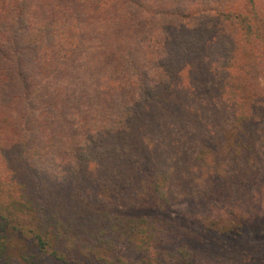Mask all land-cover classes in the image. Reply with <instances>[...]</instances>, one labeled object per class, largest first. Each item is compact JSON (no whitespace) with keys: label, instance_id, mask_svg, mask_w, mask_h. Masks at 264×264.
Instances as JSON below:
<instances>
[{"label":"trees","instance_id":"obj_1","mask_svg":"<svg viewBox=\"0 0 264 264\" xmlns=\"http://www.w3.org/2000/svg\"><path fill=\"white\" fill-rule=\"evenodd\" d=\"M244 64L264 71V0H0V264H129L118 243L196 264L188 226L88 191L205 213L243 196L264 178ZM208 230L225 264H264Z\"/></svg>","mask_w":264,"mask_h":264},{"label":"rangeland","instance_id":"obj_2","mask_svg":"<svg viewBox=\"0 0 264 264\" xmlns=\"http://www.w3.org/2000/svg\"><path fill=\"white\" fill-rule=\"evenodd\" d=\"M192 66L193 70H188V82L195 74L197 67L200 69L202 67H210L209 57L206 56ZM244 70L246 83L250 86L251 90L257 92L256 97L249 101L250 109L257 115L252 123L247 124L257 125L259 123L264 127V71L251 64H244ZM195 86L194 90H196ZM206 88L210 90L211 85L207 83ZM218 106L223 107L221 105ZM211 115V110H209L208 117H211ZM137 167L142 174L148 175L147 170L143 166L137 165ZM120 186L125 189L130 187L128 185ZM241 190L245 192L243 196H239V199L231 195H224L222 203L210 202L211 208L207 213L192 206L189 201H182L176 204H161V206H158L144 199H136L129 196H107L96 190L88 191V196L91 201L121 213H155L158 216L171 218L179 222L181 226L183 223L188 226V232L190 233L188 247L196 253V264H205V262L225 264L226 260L221 259L224 253L220 252L224 250H221L216 243L219 241L226 242L228 235L222 234L225 237L223 238L215 231L210 232L208 230L209 228L231 229L236 226L237 231L233 233L236 236L238 234L237 238L240 237L244 241H250L256 244L258 247L257 250L264 251L262 248L264 247V178L256 177V182L252 184L251 188L244 186ZM177 245L178 242L171 246L166 244L164 246V252L173 253ZM116 249L119 251V254L127 259L129 264H137L141 256L139 251L126 243H118ZM203 249H207L209 253L204 252ZM210 257H212L211 260ZM26 264L29 263L26 262Z\"/></svg>","mask_w":264,"mask_h":264}]
</instances>
